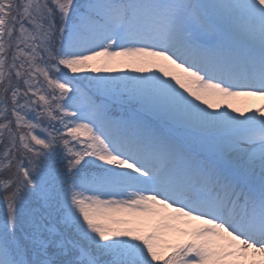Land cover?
Here are the masks:
<instances>
[{"label":"snow or ice","instance_id":"1","mask_svg":"<svg viewBox=\"0 0 264 264\" xmlns=\"http://www.w3.org/2000/svg\"><path fill=\"white\" fill-rule=\"evenodd\" d=\"M0 264H264V0H0Z\"/></svg>","mask_w":264,"mask_h":264}]
</instances>
